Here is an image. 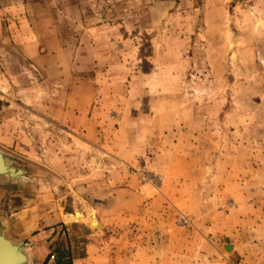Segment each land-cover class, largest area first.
<instances>
[{"label":"rangeland","instance_id":"obj_1","mask_svg":"<svg viewBox=\"0 0 264 264\" xmlns=\"http://www.w3.org/2000/svg\"><path fill=\"white\" fill-rule=\"evenodd\" d=\"M21 1L48 32L54 0ZM97 1L121 17L115 63L95 49L0 81V152L24 174L2 179L5 211L23 213L12 225L48 232L43 264H59L56 244L60 264H264V0H164L161 23Z\"/></svg>","mask_w":264,"mask_h":264},{"label":"crops","instance_id":"obj_2","mask_svg":"<svg viewBox=\"0 0 264 264\" xmlns=\"http://www.w3.org/2000/svg\"><path fill=\"white\" fill-rule=\"evenodd\" d=\"M163 1L164 0H132L131 2L129 1V14L131 13V11H133L131 9L132 6L143 4L144 8H148L150 11V22L161 23L164 21V19L155 18L154 20V12H156V10L158 11L157 6L160 7V4L162 5L161 7L165 5ZM100 2L101 1L96 2V0H54L52 7H58V14H56V17L51 16L49 18L50 25L48 32L43 33L42 30L44 28H40L37 30L35 27H32V23L30 22V20L25 17L24 5L21 0H1L0 54L4 57L3 65L5 64L6 66L5 73H3L2 70L0 71V81L2 83L1 85L6 86L4 81L8 80V77L10 76L16 79L20 78L16 75V72L23 70H40V68H37L36 65L40 66L41 63L46 59V57H48L47 61L51 63V59L53 56L55 58H60L61 60H64L65 57L66 59H68L67 56H72L74 53L77 56H81V54L90 55V51L96 49L95 54L100 55V58L98 59L99 63H115L114 60L110 58V55L106 56L107 54L104 53V50L107 49V46H109V44L111 45V48H113V46L115 45L114 40H118L122 37L123 33L121 31H117V29L120 30L122 26L116 25L117 23L121 22V17L118 16L117 18H114L112 16L107 19V16H102L103 19L99 18L97 14H101V12L99 11L100 8H103V5ZM152 5L154 7H152ZM74 9H77L76 13H73ZM151 12L153 13L151 14ZM135 22L136 19H131L130 15H128V18L126 19V23H128V28L125 27V29L130 30L129 27H131V23ZM111 24H113V28L116 30H112L113 28H111ZM110 30L112 31L111 34ZM74 31L79 32V34L77 33L79 36L76 34L78 38V45L72 46V43L71 41H69V38L72 37L71 35ZM126 35H130L129 31ZM126 35H124V37ZM104 40H106L107 42H104ZM15 55H18L19 57H12ZM44 56L45 58H43ZM89 62L90 61L88 59L84 60V63L79 66V69H88L87 65L89 64ZM64 64L66 66L63 65V61H61L60 66L63 67V70L70 68L67 63L64 62ZM83 65H85V67H83ZM99 65L100 64L95 65L94 62L90 63V67H93L91 68L92 70H105L107 68L106 65ZM110 69H114V67ZM36 96L38 97V99L42 100L40 94L37 93ZM36 96H34V99ZM2 179L6 178H0V195H2V193L7 192L8 190H4L1 187L5 186L3 185ZM118 195L119 194L113 196L112 201H116ZM3 202L4 199L1 198L0 208L2 211L0 212V226L1 229H3L6 237L16 244H24L26 246L25 253L28 257V264H43V262H46L48 258L47 256L50 252V246H52L53 243L46 242V239H48L49 235L48 232L42 231L40 233H37L38 230H35L34 228L35 222L29 219H24L25 227H30L32 237L25 239H23V237L21 238L19 232L16 231V228H14V225H12V219H15V217H19V215H22L23 213H14L18 216L14 215L11 217L10 214L5 211L6 202ZM64 217L67 223L82 222L86 221L88 218H86V216L81 213L67 214L66 216L64 215ZM89 217L90 226L92 228H99L100 225L97 218L93 216V214H91ZM59 235L60 233H58V236L53 237L52 241L58 240ZM53 250L58 256L59 264L64 262V258L62 257H65L67 255V251H65V248H63L59 244H56V246L52 247V251ZM52 262L53 261H48V264H52Z\"/></svg>","mask_w":264,"mask_h":264},{"label":"water","instance_id":"obj_3","mask_svg":"<svg viewBox=\"0 0 264 264\" xmlns=\"http://www.w3.org/2000/svg\"><path fill=\"white\" fill-rule=\"evenodd\" d=\"M22 174L23 171L8 166L4 154L0 152V178L6 176L19 178L18 176ZM27 262L25 246L23 244L15 245L0 232V264H26Z\"/></svg>","mask_w":264,"mask_h":264},{"label":"bare ground","instance_id":"obj_4","mask_svg":"<svg viewBox=\"0 0 264 264\" xmlns=\"http://www.w3.org/2000/svg\"><path fill=\"white\" fill-rule=\"evenodd\" d=\"M7 164V163H6ZM8 165V164H7ZM9 166V165H8ZM12 168H14V167H12ZM15 169H17V168H15ZM18 170H21V169H18ZM22 171V170H21ZM23 175L24 174H22V175H19L18 177H23ZM8 177H10V176H8ZM10 178H12V177H10ZM0 232L4 235V236H6L5 235V233H4V231H3V229H1V226H0ZM11 241V240H10ZM13 242V241H12ZM15 245H19V244H16V243H14ZM24 245V244H23ZM25 246V245H24ZM226 248H227V250L228 251H231L233 248H232V246H226ZM25 252H26V246H25ZM29 263V261L26 263V264H28Z\"/></svg>","mask_w":264,"mask_h":264},{"label":"built area","instance_id":"obj_5","mask_svg":"<svg viewBox=\"0 0 264 264\" xmlns=\"http://www.w3.org/2000/svg\"><path fill=\"white\" fill-rule=\"evenodd\" d=\"M52 258H54V256Z\"/></svg>","mask_w":264,"mask_h":264}]
</instances>
